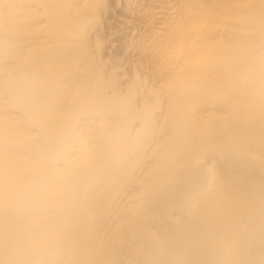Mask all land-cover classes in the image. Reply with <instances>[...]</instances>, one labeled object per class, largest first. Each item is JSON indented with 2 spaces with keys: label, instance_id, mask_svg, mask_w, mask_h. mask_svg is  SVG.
Here are the masks:
<instances>
[{
  "label": "bare ground",
  "instance_id": "bare-ground-1",
  "mask_svg": "<svg viewBox=\"0 0 264 264\" xmlns=\"http://www.w3.org/2000/svg\"><path fill=\"white\" fill-rule=\"evenodd\" d=\"M0 264H264V0H0Z\"/></svg>",
  "mask_w": 264,
  "mask_h": 264
}]
</instances>
